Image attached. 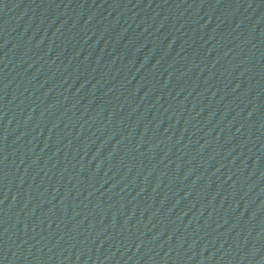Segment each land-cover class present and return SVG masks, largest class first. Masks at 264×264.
I'll return each mask as SVG.
<instances>
[{
    "label": "water",
    "instance_id": "water-1",
    "mask_svg": "<svg viewBox=\"0 0 264 264\" xmlns=\"http://www.w3.org/2000/svg\"><path fill=\"white\" fill-rule=\"evenodd\" d=\"M0 264H264V0H0Z\"/></svg>",
    "mask_w": 264,
    "mask_h": 264
}]
</instances>
